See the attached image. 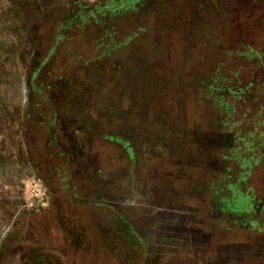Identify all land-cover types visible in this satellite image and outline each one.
<instances>
[{
  "label": "rangeland",
  "instance_id": "rangeland-1",
  "mask_svg": "<svg viewBox=\"0 0 264 264\" xmlns=\"http://www.w3.org/2000/svg\"><path fill=\"white\" fill-rule=\"evenodd\" d=\"M0 264H264V0H0Z\"/></svg>",
  "mask_w": 264,
  "mask_h": 264
},
{
  "label": "crops",
  "instance_id": "crops-1",
  "mask_svg": "<svg viewBox=\"0 0 264 264\" xmlns=\"http://www.w3.org/2000/svg\"><path fill=\"white\" fill-rule=\"evenodd\" d=\"M244 87H247V83L242 88L237 82L235 84H227V119L232 115V109L241 104L240 102L250 94L249 92L247 93V89ZM254 162L258 164L259 160H255Z\"/></svg>",
  "mask_w": 264,
  "mask_h": 264
}]
</instances>
